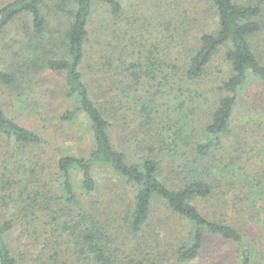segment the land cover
I'll use <instances>...</instances> for the list:
<instances>
[{"label": "trees", "instance_id": "16d2710c", "mask_svg": "<svg viewBox=\"0 0 264 264\" xmlns=\"http://www.w3.org/2000/svg\"><path fill=\"white\" fill-rule=\"evenodd\" d=\"M95 1L121 17L119 0H6L0 7V38L30 23L25 37L7 45L20 60L15 70L0 57V84L25 91L40 71L65 75L63 96L73 109L62 120L85 117L93 143L88 154L64 155L49 171L33 153L42 137L0 106V264H190L206 235L236 245L241 264H252V244L198 204L225 187L227 170L244 172L240 165L252 169L230 187L251 197L264 187V0H206L217 28L196 44L186 24L169 22L175 34L167 60L156 47L146 57L119 48L96 56L106 40L91 39ZM173 45L183 58L172 59ZM222 51L230 74L206 87ZM245 198L254 207L257 199ZM235 201L242 206L238 195ZM156 204L169 214L164 225H152Z\"/></svg>", "mask_w": 264, "mask_h": 264}, {"label": "rangeland", "instance_id": "374dc122", "mask_svg": "<svg viewBox=\"0 0 264 264\" xmlns=\"http://www.w3.org/2000/svg\"><path fill=\"white\" fill-rule=\"evenodd\" d=\"M119 1L122 6V15L119 18L111 16L110 9L105 3L94 2L91 16V39L98 37L106 40L93 51L97 54L96 56L102 52L100 48L104 51L108 48H119L121 51L127 49L131 52H142L146 57L147 52L153 51L156 47L159 59L167 60L168 51L165 48L168 40H171L172 35L175 34L174 27L171 29L169 22H172L175 27L186 24V31L190 32L192 42L195 44L204 33L213 32L217 28L218 18L206 0ZM5 3L6 0H0V7ZM25 26L30 28V23L20 22L16 31L13 33L9 31L0 38V57L4 58V65L10 71L15 70L13 65H17L20 60L18 58L15 61L12 60L14 53L7 50V45L25 37L27 33ZM95 43L96 48L98 45L97 42ZM176 45H173L172 59L176 58L177 54L183 58L182 48L180 50L176 48ZM229 74L230 68L224 58V51H222L210 67L205 86L221 82ZM35 77L34 82L25 87V91L0 84V106L10 118L42 137L43 144L34 148L33 153L41 154L49 171H53L58 159L64 155L81 157L88 154L93 146L92 135L85 117L80 116L72 124L62 120L65 113L73 109L70 102L63 96L65 75H57L45 70L35 74ZM257 90L255 86L250 87L244 94V99L252 100ZM261 101L264 102V94L259 99V102ZM207 107L209 106H205L201 112L203 120L209 111ZM239 114L238 120H244L241 110ZM135 128L132 125L127 128L128 138H132ZM3 147L5 145L0 142V153ZM241 151H244L242 157L246 160L248 149L243 148ZM258 162V167L262 170L264 161L259 158ZM240 166L245 168L244 172H238L237 169L227 170L224 174L227 178L223 181L225 187L221 188L222 190L216 189V196L209 203H199L198 206L203 215H208L209 219L231 225L240 231L249 244H252V264H264V187L252 190L250 185L248 189L255 192L252 197L248 192L244 194L245 190L240 185L230 187L234 180L233 177H236L238 181L245 180L247 174L250 173L249 170L252 169L249 166ZM237 195L243 201L240 203L242 206L236 204ZM245 196L249 202L257 199L254 207L250 204L249 208L246 207L248 201ZM167 217L169 214L165 208L156 204L153 208L152 225H164L163 221L168 220ZM190 264H241V254L239 248L231 242L220 237L206 235L202 254Z\"/></svg>", "mask_w": 264, "mask_h": 264}]
</instances>
